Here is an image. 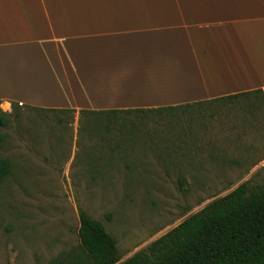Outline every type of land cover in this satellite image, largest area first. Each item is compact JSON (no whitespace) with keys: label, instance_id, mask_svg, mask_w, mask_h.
<instances>
[{"label":"rangeland","instance_id":"rangeland-1","mask_svg":"<svg viewBox=\"0 0 264 264\" xmlns=\"http://www.w3.org/2000/svg\"><path fill=\"white\" fill-rule=\"evenodd\" d=\"M264 92V90H262ZM91 116L0 103V264H51L80 243V212L123 262L243 184L264 189V97Z\"/></svg>","mask_w":264,"mask_h":264},{"label":"crops","instance_id":"crops-1","mask_svg":"<svg viewBox=\"0 0 264 264\" xmlns=\"http://www.w3.org/2000/svg\"><path fill=\"white\" fill-rule=\"evenodd\" d=\"M264 89V0H0V103L158 113Z\"/></svg>","mask_w":264,"mask_h":264},{"label":"trees","instance_id":"trees-1","mask_svg":"<svg viewBox=\"0 0 264 264\" xmlns=\"http://www.w3.org/2000/svg\"><path fill=\"white\" fill-rule=\"evenodd\" d=\"M260 92H244L226 99ZM121 113L133 112L88 115ZM0 124L6 125L7 119L0 118ZM10 172L9 162L0 160V182ZM79 238L78 248L62 254L51 264H264V189L253 191L248 184L241 185L123 262L117 239L102 222L84 211L80 212Z\"/></svg>","mask_w":264,"mask_h":264},{"label":"built area","instance_id":"built-area-1","mask_svg":"<svg viewBox=\"0 0 264 264\" xmlns=\"http://www.w3.org/2000/svg\"><path fill=\"white\" fill-rule=\"evenodd\" d=\"M264 90V89H263Z\"/></svg>","mask_w":264,"mask_h":264}]
</instances>
